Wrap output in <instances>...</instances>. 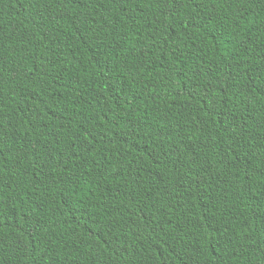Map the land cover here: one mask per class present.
<instances>
[{"label":"trees","instance_id":"obj_1","mask_svg":"<svg viewBox=\"0 0 264 264\" xmlns=\"http://www.w3.org/2000/svg\"><path fill=\"white\" fill-rule=\"evenodd\" d=\"M0 264H264V0H0Z\"/></svg>","mask_w":264,"mask_h":264}]
</instances>
